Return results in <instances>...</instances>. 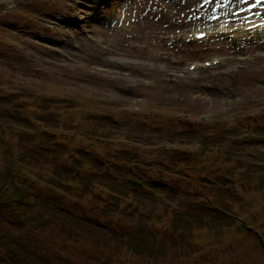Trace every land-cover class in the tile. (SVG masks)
<instances>
[{
  "label": "rangeland",
  "instance_id": "374dc122",
  "mask_svg": "<svg viewBox=\"0 0 264 264\" xmlns=\"http://www.w3.org/2000/svg\"><path fill=\"white\" fill-rule=\"evenodd\" d=\"M214 2L0 0V125L23 132L19 145L13 133L4 144L12 142L15 151L29 139L34 145L26 154L56 170L62 167L66 177L75 170L80 175L82 167L90 176L103 170L112 188L133 193L131 209L124 206L118 219L104 218L106 211L93 207L92 196L99 194L92 192L90 199L70 203L73 213L91 220L102 216L98 227H127L149 246L158 239L170 242L196 234L198 240L213 228L224 230L230 219L223 208L243 211L235 217L251 209L263 217L258 202L264 200V182L258 180L264 178V28L238 30L236 41L229 42L217 27L241 23L247 13L264 17V9L236 12L233 0L218 7L219 17L212 18ZM120 13L124 21H112ZM198 26H207L210 34L186 43L184 33ZM215 54L224 56L219 65L197 68L194 76L185 72L189 61ZM242 54L247 57L236 58ZM34 95L38 103L27 106ZM41 127H47V136L31 135ZM71 134L77 137L68 140ZM93 134L101 135L102 142L92 144ZM116 140L123 143L116 145ZM222 145H227L224 151L218 149ZM201 146L206 164L208 156L214 159L202 175L193 173L200 184L194 192L187 172L195 170L193 151ZM234 166L245 169L239 175L243 190L233 191L235 180L223 181ZM127 177L138 180L134 191ZM53 192L44 191L38 203L62 209L65 200ZM180 197L181 211H165V203L173 205ZM136 215L137 224L129 219ZM211 217L212 229L205 221ZM176 220L180 224L174 227Z\"/></svg>",
  "mask_w": 264,
  "mask_h": 264
},
{
  "label": "trees",
  "instance_id": "16d2710c",
  "mask_svg": "<svg viewBox=\"0 0 264 264\" xmlns=\"http://www.w3.org/2000/svg\"><path fill=\"white\" fill-rule=\"evenodd\" d=\"M13 134L19 145L23 132ZM22 143L18 165L10 158V141L0 148V264H264V215L257 213L247 225L234 226L231 221L225 231L213 228L206 238L194 241V234L192 239L158 240L149 246L128 228L107 233L85 215L41 206L38 196L50 189L59 191L54 192L59 198L82 196L86 192L75 191L85 190L88 178H63L52 166L27 156ZM106 194L116 218L124 206L131 209V192H121L115 199L112 192ZM205 221L212 229L214 220ZM176 223L180 221L171 225L177 227Z\"/></svg>",
  "mask_w": 264,
  "mask_h": 264
},
{
  "label": "snow or ice",
  "instance_id": "6c2138e0",
  "mask_svg": "<svg viewBox=\"0 0 264 264\" xmlns=\"http://www.w3.org/2000/svg\"><path fill=\"white\" fill-rule=\"evenodd\" d=\"M209 0H200V3L202 4H207ZM233 0H215L214 4L211 6V10L213 13L216 12V9L218 7H227L229 6ZM237 7L235 8L236 12H246L248 9L251 8H261L264 9V0H251V2H248V0H236ZM249 16H256V17H261V19L257 20L255 24H248L247 21H245L246 26L248 27H264V17H262V14L260 12H255V13H247ZM215 18V17H212ZM198 37L203 36L204 33H196ZM205 63H208V61H205Z\"/></svg>",
  "mask_w": 264,
  "mask_h": 264
},
{
  "label": "bare ground",
  "instance_id": "6f19581e",
  "mask_svg": "<svg viewBox=\"0 0 264 264\" xmlns=\"http://www.w3.org/2000/svg\"><path fill=\"white\" fill-rule=\"evenodd\" d=\"M124 14V13H123ZM123 14H119V15H113L112 16V21H116L117 19L118 20H122V21H124V19H125V16L123 15ZM117 33H120V32H117Z\"/></svg>",
  "mask_w": 264,
  "mask_h": 264
}]
</instances>
